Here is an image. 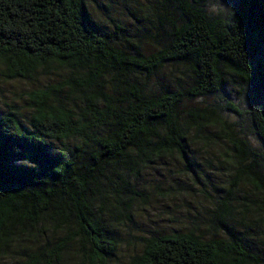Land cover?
<instances>
[{
  "label": "trees",
  "instance_id": "1",
  "mask_svg": "<svg viewBox=\"0 0 264 264\" xmlns=\"http://www.w3.org/2000/svg\"><path fill=\"white\" fill-rule=\"evenodd\" d=\"M161 1L179 14V24L172 25L165 49L144 56L115 48L92 20L87 0H0L2 76L27 81L52 68L69 69L68 90L84 98L82 106L69 105L60 96L63 88H46L29 98V127L17 114L1 117L0 256L16 238L36 236L49 222L64 237L50 251L30 254L26 264L58 260L75 243L87 264H109L117 242L98 209L129 189L117 182L123 175L154 157L171 154L187 163L191 141L225 140L231 192L249 184L261 197L254 210L264 219V151L214 112L183 108L186 100L218 95L225 75L233 76L250 90L245 109L229 102L226 108L264 149V0H227L226 13L216 17L201 6L208 0ZM167 65L185 67L189 88L154 96L129 82L133 73L152 77ZM109 76L115 84L110 94ZM54 143L62 145L57 153ZM232 195L218 215L224 237L143 238L131 264H264L230 224L241 206L230 205Z\"/></svg>",
  "mask_w": 264,
  "mask_h": 264
},
{
  "label": "rangeland",
  "instance_id": "2",
  "mask_svg": "<svg viewBox=\"0 0 264 264\" xmlns=\"http://www.w3.org/2000/svg\"><path fill=\"white\" fill-rule=\"evenodd\" d=\"M87 5L92 20L112 45L129 55L140 52L149 56L165 49L172 25L179 24V14L166 11L161 0H87ZM228 5L227 0L201 3L210 17L224 15ZM73 79L74 74L69 69L52 68L31 80H6L0 66V119L14 113L25 127H29L32 114L29 98L46 88H63L60 96L64 103L82 106L84 98L68 90ZM111 80L113 78L109 76L106 83L109 94L115 92ZM129 82L140 86L146 95L160 96L168 91L189 88L192 78L184 66L167 65L152 77L142 72L133 73ZM249 90L233 76L225 75V84L218 95L186 100L183 108L214 112L232 130L240 131L253 149L263 152L260 140L250 134L246 123L226 108L229 102L245 109ZM61 148L59 143L52 145L56 153ZM229 148L222 138L207 143L191 141L187 163L176 155L163 154L129 173L128 177L123 175L122 183L117 182L128 184L124 187L129 189L122 190L117 196L111 195L110 202L98 209L117 242V251L109 264H131L141 250V239L155 235L191 232L204 240L224 237V229L217 224L218 215L230 193L233 194L231 206L239 203L240 207L242 204L251 207L250 211L235 207V222L230 224L245 240L246 246L264 257V219L254 210L261 197L249 184L231 192L233 170L227 161L224 162L226 155H231ZM104 188L108 192L112 189L107 182ZM31 235L16 238L11 247L2 252L0 264H26L30 254L43 249L50 251L65 233L57 232L47 222L43 231ZM47 262L87 264L79 243L70 245L60 259L41 264Z\"/></svg>",
  "mask_w": 264,
  "mask_h": 264
},
{
  "label": "water",
  "instance_id": "3",
  "mask_svg": "<svg viewBox=\"0 0 264 264\" xmlns=\"http://www.w3.org/2000/svg\"><path fill=\"white\" fill-rule=\"evenodd\" d=\"M197 1V0H196Z\"/></svg>",
  "mask_w": 264,
  "mask_h": 264
}]
</instances>
